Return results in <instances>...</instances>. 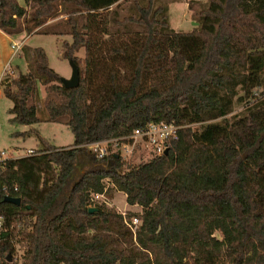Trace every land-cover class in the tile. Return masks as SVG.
Segmentation results:
<instances>
[{
	"label": "trees",
	"instance_id": "16d2710c",
	"mask_svg": "<svg viewBox=\"0 0 264 264\" xmlns=\"http://www.w3.org/2000/svg\"><path fill=\"white\" fill-rule=\"evenodd\" d=\"M22 1L28 14L0 0V31L68 35L61 58L78 67L79 85L65 89L40 47H22L27 72L0 83L11 124L39 122L40 85L48 121L65 118L73 136L0 159V264H264V0H207L188 33L169 27L159 0ZM58 9L64 33L45 26ZM150 123L177 127L166 155L132 165L87 154L91 167L73 178L84 146L131 144ZM112 190L141 212L91 201Z\"/></svg>",
	"mask_w": 264,
	"mask_h": 264
},
{
	"label": "rangeland",
	"instance_id": "374dc122",
	"mask_svg": "<svg viewBox=\"0 0 264 264\" xmlns=\"http://www.w3.org/2000/svg\"><path fill=\"white\" fill-rule=\"evenodd\" d=\"M20 6H24L27 14L30 8L25 6L22 0H17ZM159 2L167 7V15L169 27L177 33H188L198 27L197 14L206 5L207 0H159ZM118 14L120 17L126 15L128 4L121 3L117 6ZM66 16L58 9L57 17L53 20L50 19L45 26L52 28L56 32H66V26L64 20ZM44 26V27H45ZM43 27V28H44ZM23 37H27L25 33H22ZM56 38L60 40V43H56ZM70 42L71 39L68 35L64 34L62 37L51 35H39L33 34L26 42V49H34L40 47L45 50L48 56L49 67L56 72L60 78L68 79L71 75V68L69 61L61 58L63 41ZM18 46V45H17ZM20 45L15 48L20 54V69L18 71L13 70V74H9V78H15L20 73L27 72V64L31 61V56L27 57V52H23L24 49ZM77 57L82 60V52L77 53ZM18 60V59H17ZM15 59L12 63V67H15L17 62ZM15 64V65H14ZM14 65V66H13ZM81 65V63H80ZM2 88H0V154L4 153L3 159H15L26 156L27 150L32 149L34 152L43 150L46 145L54 147H68L73 143V136L69 129L65 126V118H61L58 122L48 121L47 114L43 108V103L46 98V93L42 86H38L40 102L37 103L38 111L37 117L39 122L31 126H21L11 124L9 120L11 115L8 113L12 108V102L6 99L2 94ZM42 103V104H41ZM242 110V105L236 104L233 112L230 116L239 114ZM229 116V117H230ZM228 117V118H229ZM191 129L195 132L200 131L201 126L198 124L191 125ZM25 133V137L15 136L16 134ZM108 153L116 154L120 153L122 158L132 165H136L142 161L148 160L150 157L146 154V150L138 143H131L127 145H109ZM89 155V151L85 150V153L80 155V159L75 164L76 173L73 178L76 180L77 176L83 175L87 169L91 167V162L86 155ZM105 205L109 209H113L118 214L125 215L138 214L141 209L137 206H128L125 202V197L122 193L112 190L109 195L104 199ZM21 250L16 247V258L19 260Z\"/></svg>",
	"mask_w": 264,
	"mask_h": 264
},
{
	"label": "built area",
	"instance_id": "2783aa9c",
	"mask_svg": "<svg viewBox=\"0 0 264 264\" xmlns=\"http://www.w3.org/2000/svg\"><path fill=\"white\" fill-rule=\"evenodd\" d=\"M177 127L170 124L164 123H150L144 126L143 128L134 130L132 135L129 137L132 141L141 145L145 150L146 154L151 158L163 155L164 151L168 149L170 143L175 140V131ZM116 141H106V142H98L90 145L84 146V150L89 151L94 157L98 160L104 158L109 153V145H116ZM117 146V145H116ZM129 146V144H127ZM27 155L34 154V151H27ZM4 156V153L0 154L1 157ZM105 199L104 194L100 195H92V202H103ZM122 215V214H121ZM123 217L125 215H122ZM128 228L134 234L135 229L139 225V220L137 217H132L130 223H126ZM3 232V218L0 216V241L2 239Z\"/></svg>",
	"mask_w": 264,
	"mask_h": 264
},
{
	"label": "crops",
	"instance_id": "0c3cea01",
	"mask_svg": "<svg viewBox=\"0 0 264 264\" xmlns=\"http://www.w3.org/2000/svg\"><path fill=\"white\" fill-rule=\"evenodd\" d=\"M30 36L31 35H28L27 37H23L22 34H20L16 37H10V36H7L6 34H4L2 31H0V83L3 80V78L5 77V75L13 74V70L18 71V69H20V67H19V65L21 64V62H20L21 59L19 57L20 54H19V52L16 51L15 48L17 47V49H18L19 45H20V47L26 46V42L28 41ZM56 43L57 44L60 43V40L57 38H56ZM20 47H19V49H20ZM15 59L16 60L18 59V60L15 63L16 65L14 64L15 67L13 68L12 63ZM0 88H1V86H0ZM29 150H32V149H29Z\"/></svg>",
	"mask_w": 264,
	"mask_h": 264
},
{
	"label": "water",
	"instance_id": "95a60500",
	"mask_svg": "<svg viewBox=\"0 0 264 264\" xmlns=\"http://www.w3.org/2000/svg\"><path fill=\"white\" fill-rule=\"evenodd\" d=\"M69 65H70V68H71L70 77L68 79L60 78V83L67 90L75 89L79 85V70H78V67L71 60H69ZM166 154H167V150L164 151L163 155H166ZM4 202L10 203V204L15 205V206H19L20 205V200L17 199V198L5 197L4 198ZM94 211H95V209H93V208H89L88 209V213L89 214H91ZM7 261L10 262V257L9 256L7 257Z\"/></svg>",
	"mask_w": 264,
	"mask_h": 264
}]
</instances>
